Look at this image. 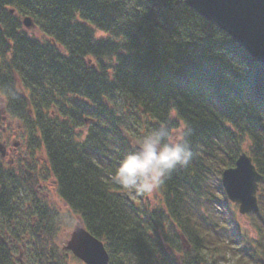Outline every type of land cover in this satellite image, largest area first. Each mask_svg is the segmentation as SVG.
Listing matches in <instances>:
<instances>
[{
  "label": "trees",
  "instance_id": "trees-1",
  "mask_svg": "<svg viewBox=\"0 0 264 264\" xmlns=\"http://www.w3.org/2000/svg\"><path fill=\"white\" fill-rule=\"evenodd\" d=\"M4 124L21 141L0 158V264H68L49 179L109 264H264V68L183 0H0ZM162 124L193 155L151 204L112 176ZM241 152L261 175L246 225L220 180Z\"/></svg>",
  "mask_w": 264,
  "mask_h": 264
},
{
  "label": "water",
  "instance_id": "water-1",
  "mask_svg": "<svg viewBox=\"0 0 264 264\" xmlns=\"http://www.w3.org/2000/svg\"><path fill=\"white\" fill-rule=\"evenodd\" d=\"M197 14L226 33L232 41L264 68V0H183ZM12 12V11H11ZM25 29L34 28L30 17L22 19ZM5 147L0 142V157ZM261 175L251 158L241 152L234 166L221 172L227 199L237 204L240 215L258 210L256 193ZM64 248L83 264H109L103 243L81 224L75 226Z\"/></svg>",
  "mask_w": 264,
  "mask_h": 264
},
{
  "label": "clouds",
  "instance_id": "clouds-1",
  "mask_svg": "<svg viewBox=\"0 0 264 264\" xmlns=\"http://www.w3.org/2000/svg\"><path fill=\"white\" fill-rule=\"evenodd\" d=\"M190 132L183 128L173 130L164 124L150 130L121 158L112 182L123 190L151 195L173 171L190 163Z\"/></svg>",
  "mask_w": 264,
  "mask_h": 264
},
{
  "label": "rangeland",
  "instance_id": "rangeland-1",
  "mask_svg": "<svg viewBox=\"0 0 264 264\" xmlns=\"http://www.w3.org/2000/svg\"><path fill=\"white\" fill-rule=\"evenodd\" d=\"M28 30V29H26ZM31 34H33L35 37L38 36V32L36 28H32L28 30ZM96 38L105 37V34L101 32H97L95 35ZM1 127L6 126L0 125ZM5 128V127H4ZM11 131L9 132L12 136L8 135V138H6L7 135L0 134V142L7 141L6 143V151L7 155L4 159V162L9 161L11 158L14 159L15 154L19 153V144L21 139L18 137L17 131H15L14 126L11 127ZM4 135V136H3ZM16 142V151L13 150V145ZM42 194H44L45 200L47 202L48 210L52 212L58 220L57 226L58 230L54 234V242L57 246V249L61 250L64 248L65 242L68 239V236L72 229L81 224L79 221V218L63 203V201L59 198V196L56 193L54 184L51 179H49L47 182L42 183ZM129 192V191H128ZM129 195L134 199V196L129 192ZM147 200L149 203L154 204V192L151 195H147ZM240 215V214H239ZM240 221L242 225H246V218L245 215H240ZM250 234H253L252 231H250ZM66 259L68 264H83L80 260H77L74 258L70 253H67Z\"/></svg>",
  "mask_w": 264,
  "mask_h": 264
},
{
  "label": "flooded vegetation",
  "instance_id": "flooded-vegetation-1",
  "mask_svg": "<svg viewBox=\"0 0 264 264\" xmlns=\"http://www.w3.org/2000/svg\"><path fill=\"white\" fill-rule=\"evenodd\" d=\"M4 131H5V128L0 126V132H4ZM1 143L5 147L3 156L1 157V160L4 161V159H5L6 155H7V151H6V143H7V141H2ZM13 150L16 151V143H14V145H13ZM16 156H17V153L15 154L14 157H16ZM12 161H13V158H11L9 160V162H12ZM41 190H42V185H40L39 195H41V198H43V201L46 203V205H48L47 202H46V200H45L44 194L41 193L42 192ZM23 247H25V246H23ZM22 257H23V251H20L19 254L14 257L17 260V262H13V264H29Z\"/></svg>",
  "mask_w": 264,
  "mask_h": 264
}]
</instances>
